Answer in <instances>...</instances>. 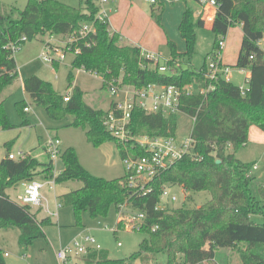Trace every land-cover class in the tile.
<instances>
[{
	"label": "trees",
	"instance_id": "16d2710c",
	"mask_svg": "<svg viewBox=\"0 0 264 264\" xmlns=\"http://www.w3.org/2000/svg\"><path fill=\"white\" fill-rule=\"evenodd\" d=\"M215 1L219 7L210 28L216 37L212 53L220 38H226L232 27L242 26V45L235 67L251 72L246 95L243 96L232 82L220 78L215 82V90L206 96H183L182 114L164 116L135 107L129 127L134 136L177 137L180 118L196 117L191 132L195 140V158L188 156L176 161L154 180L152 193L139 196L129 187L127 176L106 180L91 174L81 164L74 148H68L61 155L64 169L57 183L84 184L83 188L59 197L61 207L73 208L77 223L83 212H89L92 218H105L113 207L119 211L120 205L126 203L133 210L146 214L141 230L146 238L136 253L117 260L111 259L107 251H95L88 256L91 264H148L156 262L160 255L166 256V264H174L179 259L184 264H206L214 262L221 249L238 251L242 264H264V224H256L251 219L252 215L264 216V199H259L253 190L258 187L264 196V187L254 177H249L254 165L237 157L240 148L249 141L251 125L264 131V50L259 45L264 38V0ZM81 2L82 8H74L54 0H32L24 10L0 11V99L19 76L15 54L7 48L9 44H18L23 37L27 38V42H21L23 46L39 37L78 38L86 23L93 24L96 33L77 44L81 52L75 56L72 67L97 74L103 79L104 88L112 81H121L122 87L136 89L150 85L184 88L194 81L205 87L208 85L204 77L208 57L200 71L187 68L179 69L176 75L163 74L142 57L139 46L123 43L120 34L111 32L108 21L96 19L99 0ZM157 5L152 7L153 16L162 3ZM205 27L203 16L196 18L194 10L187 8L180 24L186 51L180 54L169 40L171 59L168 66L192 63L197 29ZM72 88L70 101L66 103L65 96L58 94L51 83L36 76L24 81V90L36 105L43 106L55 120L73 116L71 126L83 129L94 147L113 142L123 160L128 156H146L145 150L121 143L106 129L104 119L115 102L107 111L91 107L84 101L82 89L74 87V77L70 75L68 90ZM27 107L26 104L23 107L24 114H27ZM23 125L29 122L25 120ZM0 128H14L3 102L0 103ZM53 169L51 161L43 164L31 155L22 161L6 157L0 162V229L19 228V244L23 247L45 238V227L53 222L49 217L39 219L40 212L32 213L30 207L11 200L7 192L21 182L51 174ZM164 186H180L188 193L208 192L211 199L197 208H189L184 202L178 208L157 210ZM154 227L158 228L153 231ZM117 229L124 230V224L119 223ZM0 264H7L3 252Z\"/></svg>",
	"mask_w": 264,
	"mask_h": 264
},
{
	"label": "rangeland",
	"instance_id": "374dc122",
	"mask_svg": "<svg viewBox=\"0 0 264 264\" xmlns=\"http://www.w3.org/2000/svg\"><path fill=\"white\" fill-rule=\"evenodd\" d=\"M31 1L0 0V11H9L13 8L24 10ZM54 1L74 8L83 7L81 0ZM186 2L195 9L197 7L196 4H200L196 0H187ZM116 4H118V7L124 4L123 9H119L117 13L114 10ZM163 4L159 9L156 7V15L153 16L152 7L158 5H152L144 0H114L108 5V9L112 10L109 18L115 23L114 25H116V21L118 22L117 18H119L122 29L126 31L124 35L127 39L125 38L124 43L135 44L130 41L131 36H136L138 38L137 41H139L140 38L147 37L154 29H164V20L166 21L169 16L174 17L176 15L172 4L169 3L168 6ZM242 34L243 31L240 24L231 28L229 50L224 57V62L229 63L232 70V83L237 87L245 84L244 77L239 75L240 69L235 67L242 44ZM47 39H50L49 36L45 38L39 37L32 42H28L15 54L19 67V76L13 85L3 92L0 99V103H4V111L14 128L7 130L0 128V162L10 153L18 155L23 152L31 155L40 163H49L50 156L46 149L47 144L51 139L57 138L61 142L60 150L64 152L68 148H74L78 153L81 164L94 176L106 180L123 178L126 175V165L115 143L110 142L99 148L94 147L88 142L86 132L83 129L71 126L74 122L73 116L68 115L58 120L51 118L46 109L43 106L36 105L30 95L24 90V81L36 76L51 83L58 94L62 96L72 95L73 88L68 90V86L69 76L73 75L74 87L77 86L82 89L84 101L95 109L107 111L111 108L113 102L123 101L124 99L122 93L114 96L107 86L104 88L101 77L90 73H80L78 69H73L72 63L75 56L72 53H68L66 60L58 64L45 61L42 58V54L47 51L43 42ZM214 41L215 35L210 29H197L196 54L192 60L193 66L190 68L199 70L203 66L205 58L213 50ZM68 42V38L62 40L55 38L53 45L65 48L64 46ZM261 45L264 48V39L261 41ZM161 52H164L165 55L163 54V56L165 59L171 53L167 46ZM161 64L164 65V60H161ZM181 68L187 69L189 65L182 64ZM194 90L198 91L199 87L196 85ZM23 103L31 107L30 113H23V107L25 106ZM25 120L29 122V125H23ZM192 124L189 117L182 116L180 118L177 136L180 141L190 136ZM257 128L259 127L255 124L250 126L254 135ZM259 132L264 135V131ZM259 132L257 131L258 135H261ZM239 155L248 164L259 163L260 170L255 172L254 177L260 180L264 186V147L257 146L252 150L249 145H245L238 151ZM54 164L57 172L63 170L64 163L60 156L54 161ZM83 186L82 182H70L59 185L55 192H51L48 189L44 191L46 198L49 199L51 210L57 215L51 217L53 225L45 227L46 237L36 239L28 247H23L19 244V228L15 227L7 231L0 229V248L9 254L6 257L7 263L59 264L56 258V251L73 243L76 239L82 240L86 236L94 237L97 244L101 246L102 250L107 251L112 259H127L139 250V245L146 236L141 232L133 231L131 224L127 221V228L116 233L120 212L115 207L111 209L109 215L105 218H92L89 212H83L80 222L77 223L72 207L58 206V202L60 203L59 197L62 196V193L76 191L83 188ZM253 190L259 199H264L258 187ZM170 192L177 196L178 201L175 203L169 202V208L181 207L184 202L189 208H197L211 199V195L208 192L188 193L184 192L180 186L172 187ZM8 193L11 196V200L20 203L18 196L24 193V187L19 184L9 189ZM33 211L36 212V209ZM130 211L132 209L127 208V212ZM44 217H47L46 213L40 212L38 214V218ZM251 219L256 224H264V216L262 215H252ZM119 243H121V246H119ZM72 262L73 264H89L83 255L74 257ZM166 263V256L160 255L157 257L156 262L148 264ZM138 264L145 263L138 262ZM206 264H242V261L238 251L221 249L217 252L214 262Z\"/></svg>",
	"mask_w": 264,
	"mask_h": 264
},
{
	"label": "built area",
	"instance_id": "2783aa9c",
	"mask_svg": "<svg viewBox=\"0 0 264 264\" xmlns=\"http://www.w3.org/2000/svg\"><path fill=\"white\" fill-rule=\"evenodd\" d=\"M111 1L113 0H99V12L96 16L98 21L106 20L110 23V11L108 9V5ZM144 1L152 5L161 3L160 0ZM199 3L204 8L218 10L219 7L215 0H199ZM205 21L208 25L214 24L211 18H206ZM95 33L96 30L94 25L86 23L82 26L79 37L70 38L69 42L64 46L65 48L57 47L51 42L45 44L47 52L42 54V58L51 63H61L66 60L68 53H72L76 56L81 52V48L77 44L80 41L86 40L90 35ZM261 41L259 42V45L264 50L261 45ZM21 42H27V38L23 37ZM21 42L18 44L11 43L7 48L16 54V52L23 46ZM90 45L91 43H87V46ZM225 49L226 38L221 37L217 48L211 55L208 56L206 62L207 67L204 74L205 80L208 83L206 87L202 86L199 82L194 81L184 88H179L177 86L165 87L150 85L143 89H136L130 86L122 87L121 81L108 82L107 87L111 94L118 96L119 93H122L124 95V99L123 101H116L114 108L105 117L104 124L106 129L121 143H130L134 147L145 150L146 152V156L144 157L128 156L124 159L126 165L125 176H127L126 182L139 196H146L147 194L152 193V183L154 180L176 161L188 156L195 158L193 150L195 147V140L192 138L191 134L188 138L182 141H180L177 137H151L148 135L134 136L129 128L131 124L132 110L135 107H140L148 112L161 113L164 116L179 115L182 114L181 101L183 96H190L194 94L206 96L215 90V82H217L220 78H223L227 82H232L231 67L226 65L223 61V53ZM142 57L151 62V67L157 68L158 71L163 74H178L179 70L176 68L177 65L174 67L168 66L167 63L169 60L164 59L163 56L157 53L142 50ZM161 60H164V65L161 64ZM79 70L83 73H90L98 76L97 74L87 71L84 68ZM249 84L250 77L246 78L245 84L239 87L243 96H245L248 92ZM196 85L199 87L198 91L194 90ZM70 98L71 95L68 94L65 96L64 101L68 103ZM25 112H31V108L27 107ZM190 119L193 123V128L197 118L193 117ZM60 146L61 142L57 138L49 141L46 149L54 168L52 173L42 174L34 180L21 182L20 184L24 187V193L18 196V200L20 202L18 204L24 207H30L32 213L44 212L49 218L56 216L57 214L51 210L49 199L46 198L44 191L48 189L51 192H55L56 188L59 186L57 183V177L61 171L57 172L54 161L57 160L59 156L61 157L63 153L60 150ZM7 157L13 161H22L27 158V154L23 152H20L18 155L10 153ZM257 169L258 166L254 165L249 173V177L252 176L253 172ZM172 187L173 186L163 187L157 210L169 208V202L175 203L178 201L177 196L170 192ZM58 206L61 207L59 202ZM127 208H131L128 203L120 205V220L118 224H124V228L126 229L128 222L131 224L133 231L141 232L146 221V214L133 210L132 208V211L127 212ZM34 209H36V212L33 211ZM157 228L158 227H154L153 231ZM116 232H118V229H116ZM119 246H121V243H119ZM101 250V246L97 244L94 237L86 236L82 240L76 239L73 243L57 250L56 258L59 264H73L72 261L74 257L83 255V257L87 258L92 252ZM2 252L5 257L9 256L7 252L0 248V253ZM174 264H184V262L179 259Z\"/></svg>",
	"mask_w": 264,
	"mask_h": 264
},
{
	"label": "crops",
	"instance_id": "0c3cea01",
	"mask_svg": "<svg viewBox=\"0 0 264 264\" xmlns=\"http://www.w3.org/2000/svg\"><path fill=\"white\" fill-rule=\"evenodd\" d=\"M161 3H164L165 6L172 4V6L174 7V10L176 12V15L174 17H167L166 21L164 20V23H165V26H164V29L162 30H156L154 29L150 34H148L147 37H143V38H140L139 41L138 38L136 36H131L130 37V41H133L135 43V45L139 46L143 51H148V52H153V53H157L161 56H163L164 52H161V50L163 48H165L166 46L168 47V41H172L176 47H177V51L181 54V53H184L186 51V43L184 41V39L182 38L181 36V33H180V24L182 22V19H183V16H184V13L186 11L187 8H191L192 10H194L195 12V17L198 18L200 16H203L204 19L206 18H211V20H213L214 22V19H215V16H216V12L217 10L215 9H211V8H204L202 7L200 4H196V9L193 8L191 5H189L186 1L187 0H160ZM114 2L111 1L110 3ZM167 2V3H166ZM183 2H185V4H183ZM197 3V2H196ZM163 4V5H164ZM118 4H116L114 6V10L115 12L117 13L118 10H122L123 7H124V4H121L120 7L117 6ZM109 14L112 13V10H109ZM114 13V11H113ZM169 15V13H168ZM110 16V15H109ZM116 20V19H115ZM118 22L116 21V25H114L115 23L110 19V25H111V32H115V33H118L122 36L123 38V43H124V40L126 38V36L124 35V29H122L121 27V21L119 20V18H117ZM213 26L212 25H208L206 24V29H210L211 27ZM204 28V29H205ZM231 30V29H230ZM230 30L228 32V35L226 36V39H227V42H226V49H225V54L223 53V61H224V57L225 55L228 53V48H229V42H230ZM211 31V30H210ZM130 36V35H129ZM243 36V34H242ZM50 39H47L45 42H51L53 43V40L55 38L59 39V40H62L60 37H49ZM127 39V38H126ZM216 39V37H215ZM243 39V37H242ZM45 42H43L45 44ZM139 42V43H138ZM138 43V44H137ZM214 44H215V41H214ZM242 45V44H241ZM213 49H214V46H213ZM241 49V48H240ZM170 50V48H169ZM213 51V50H212ZM161 52V53H160ZM171 52V51H170ZM212 53V52H211ZM210 53V54H211ZM240 53V52H239ZM209 54V55H210ZM165 55V54H164ZM208 55V56H209ZM239 56V54H238ZM16 58V57H15ZM163 58L165 59V57L163 56ZM207 58V57H206ZM206 58H205V62H206ZM171 59V53H170V56H168V58H166V60H170ZM238 59V57H237ZM237 59H236V62L235 64L237 63ZM17 61V59H16ZM205 62L203 64V66L197 70V71H200L204 65H205ZM225 63V62H224ZM18 64V62H17ZM182 64H186V63H182ZM181 64V65H182ZM226 65L230 66L229 63H225ZM181 65H178L177 64V67L178 70L179 69H182L181 68ZM189 65V68L192 67V63L191 64H188ZM78 71L80 73H83L81 72L79 69ZM239 75H242L244 77V79L246 78H249L251 76V72L248 71V70H240L239 72ZM243 81V80H242ZM24 87V86H23ZM31 97V96H30ZM30 107V106H28ZM31 108V107H30ZM30 113V112H28ZM257 131H262L260 130L259 128H257L255 130L256 134L254 135L252 132V129L249 130V141L246 145H249V147L254 150V147H257V146H263L264 147V135L259 132L261 135H258ZM263 144V145H262ZM28 155V154H27ZM237 157L243 161L244 163H248L244 158H242L240 155L238 156V153H237ZM247 160H250V159H247ZM253 165H257L258 166V169L255 170L253 172V175L252 177H254L255 175V172H258L260 170V166H259V163L258 162H254ZM64 169V168H63ZM255 178V177H254ZM260 185L263 186V184L261 183L260 180L256 179ZM264 187V186H263ZM182 188V187H181ZM184 190V189H183ZM185 192V190H184ZM8 193V192H7ZM68 193V192H67ZM67 193H62V195L64 194H67ZM8 195L10 196V194L8 193ZM11 197V196H10ZM45 218V217H44ZM39 219H43V218H39ZM110 257V256H109ZM112 259V258H111ZM86 262L91 264V262L89 261L90 259L87 257L85 258ZM9 264V263H7ZM138 264V262L136 263Z\"/></svg>",
	"mask_w": 264,
	"mask_h": 264
},
{
	"label": "water",
	"instance_id": "95a60500",
	"mask_svg": "<svg viewBox=\"0 0 264 264\" xmlns=\"http://www.w3.org/2000/svg\"><path fill=\"white\" fill-rule=\"evenodd\" d=\"M217 163H220V161H218Z\"/></svg>",
	"mask_w": 264,
	"mask_h": 264
}]
</instances>
